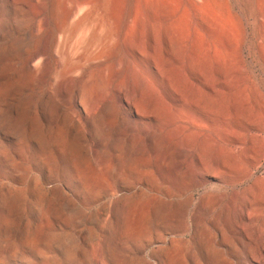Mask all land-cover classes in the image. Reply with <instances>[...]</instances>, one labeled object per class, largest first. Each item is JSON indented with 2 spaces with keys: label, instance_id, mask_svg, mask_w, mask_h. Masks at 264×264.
I'll use <instances>...</instances> for the list:
<instances>
[{
  "label": "rangeland",
  "instance_id": "1",
  "mask_svg": "<svg viewBox=\"0 0 264 264\" xmlns=\"http://www.w3.org/2000/svg\"><path fill=\"white\" fill-rule=\"evenodd\" d=\"M263 95L264 0H0V264H264Z\"/></svg>",
  "mask_w": 264,
  "mask_h": 264
},
{
  "label": "bare ground",
  "instance_id": "2",
  "mask_svg": "<svg viewBox=\"0 0 264 264\" xmlns=\"http://www.w3.org/2000/svg\"><path fill=\"white\" fill-rule=\"evenodd\" d=\"M72 18V17H71ZM83 23H85V22H83ZM96 34V33H95ZM97 36V35H96ZM93 37V36H92ZM94 39V38H93ZM87 40V39H86ZM85 40V41H86ZM110 40H111V35L109 34V35H106L104 38H101V39H95L94 40V44L96 45L95 46V56H98V57H101L102 56V54L104 53V50L106 49V47L108 46V44L110 43ZM92 41V40H91ZM88 42V41H87ZM88 43H90V42H88ZM93 48V47H92ZM91 48V49H92ZM92 51V50H91ZM89 52V51H88ZM90 53H92V52H90ZM86 55V54H85ZM88 57H89V55H88ZM80 60V59H79ZM81 60H82V57H81ZM85 61V60H84ZM94 61V60H93ZM92 61V62H93ZM83 62V61H82ZM90 63V62H89ZM76 64V63H75ZM80 64H81V62H80ZM80 64H78V65H80ZM85 67V66H84ZM81 69V68H80ZM61 86V85H60ZM64 87V86H63ZM263 97H264V95H263ZM132 105H130L131 107H134V105H133V103H131ZM255 118L257 119V122H258V129L259 130H261L262 132L264 131V110H261V111H259L257 114H256V116H255ZM251 146H252V144H250V145H247V144H242V145H240V146H238V147H241L243 150H245V151H248V150H251ZM257 229V228H256Z\"/></svg>",
  "mask_w": 264,
  "mask_h": 264
}]
</instances>
